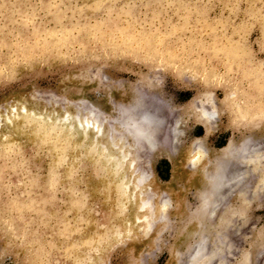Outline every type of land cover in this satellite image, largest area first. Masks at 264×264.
<instances>
[{"label":"rangeland","instance_id":"374dc122","mask_svg":"<svg viewBox=\"0 0 264 264\" xmlns=\"http://www.w3.org/2000/svg\"><path fill=\"white\" fill-rule=\"evenodd\" d=\"M135 102L162 125L117 160L62 122ZM4 116L0 264H264V0H0ZM228 142L255 153L195 214ZM139 173L151 189L127 200Z\"/></svg>","mask_w":264,"mask_h":264},{"label":"bare ground","instance_id":"6f19581e","mask_svg":"<svg viewBox=\"0 0 264 264\" xmlns=\"http://www.w3.org/2000/svg\"><path fill=\"white\" fill-rule=\"evenodd\" d=\"M148 107L149 106H147L146 104L142 102H135L129 106L115 105L114 108H112L113 109V111L111 112L113 114L112 116L110 113H105V112L96 113V111L92 108V106L88 105V106H85L86 110H85L84 115L77 114L73 116L72 114L67 113V115H65L62 118V122L67 124L68 127H72L73 129H76V128L79 129L82 135H84L85 139L87 140L93 139L94 144H96V146L98 147L97 150L99 152L101 151L100 153L104 152L107 154V151H114L115 153H112L107 156L114 157V159H116L118 157H123V155H125V153H128V152H129L128 153L129 155L130 152L133 151V149H135L138 143L143 142V141L146 142L145 147H147V149L151 150L154 148V144L152 141V139L154 140V138H152L153 136L152 134H155L153 133L154 127L158 126L157 124L159 125H162V124L157 122V120L154 118L155 116L152 114V112L150 111ZM26 110L27 109L25 107L17 108L13 106L10 109V113L16 114L14 117L17 120H22V118L24 117L30 118L31 115L35 119L41 116V114H37L34 110L32 111L30 110L29 113L26 112ZM19 112L23 113V115L21 116ZM2 118H0V124L2 123V121L3 122L6 121L9 124L12 123V120H10V118L8 117L5 118L4 116ZM216 118H217V114L209 110L201 111V113L195 116L196 121L201 126L204 127V131H206L205 135L207 134V124L214 119L216 120ZM144 142L140 143L141 148L143 147L141 144H145ZM239 146L240 147L238 148V150L236 152L234 151L233 153L232 143L228 142L227 144L224 145V147L218 150L217 160L216 161L214 160L213 163L211 164V167L209 168L210 171L208 172V171L202 170L203 176L205 177V180H206L205 184H207L206 188H207L208 196L200 194L196 198L197 205L194 211L195 214L200 213V212H206V211L210 213L213 210V200L216 201L217 200L216 198L222 195L223 189L229 190L235 187L236 184L238 183V178H236L237 177L236 171L238 167L241 165H246L247 160H248L247 159L248 153L251 156L254 155L252 153H255V152H251L252 146L251 147L248 146L247 143H244L243 145H239ZM196 148L197 149H195V153L194 152L192 153L193 154L192 157L196 158V156H198V160H196V163H194L193 165L194 167L192 168H197L198 165L201 168V167H204L207 160L203 161V160H200V158L202 157V155L205 156L207 152L204 151V149H202L201 147L196 146ZM256 155H258V153ZM126 159L127 158H125V160ZM230 161L231 163L233 162L232 165L229 164ZM120 162L124 163V160ZM116 163L118 162L116 161ZM208 163L206 164L208 165ZM118 166H120V164H118ZM247 166H248V163H247ZM207 167L208 166H206V168ZM230 169L231 171H233L234 174L235 173L236 174L232 175ZM145 185L147 186L148 189H151L150 187H148L150 185L148 182V179L143 174H140V173L133 174V175L130 174V176L124 181L122 185L123 195L125 196L127 200L129 199L130 201H132L133 199H135V192H136L135 189H137V187H143ZM149 193H150L149 195L154 194L152 190H150ZM151 197L146 196L145 199L147 200L148 198L147 202L151 199ZM147 202H145L144 204H142L141 202L138 210L142 209L145 205H147ZM170 203L171 202L166 199L162 201V206L166 208L167 206L170 205ZM149 205L147 206L148 209H149ZM164 217L165 216H162L160 219L163 220ZM201 242L202 241H200L199 244Z\"/></svg>","mask_w":264,"mask_h":264}]
</instances>
